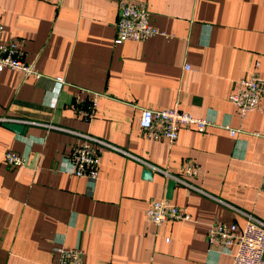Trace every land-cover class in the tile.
Returning a JSON list of instances; mask_svg holds the SVG:
<instances>
[{
	"label": "crops",
	"instance_id": "0c3cea01",
	"mask_svg": "<svg viewBox=\"0 0 264 264\" xmlns=\"http://www.w3.org/2000/svg\"><path fill=\"white\" fill-rule=\"evenodd\" d=\"M119 1L0 0L2 40H17L41 74L0 70V264H55L59 241L84 264H230L206 243L209 224L264 222V97L242 119L227 100L238 78L264 79V0H123L144 2L168 37L115 44ZM80 89L97 94L89 122L71 110L85 103ZM175 103L213 124L179 128L170 145L148 138L140 111ZM78 134L115 148L101 149L91 187L66 171ZM5 150L24 165H7ZM186 161L195 178L175 173ZM168 175L179 181L167 200L189 219L155 226L144 210L165 198Z\"/></svg>",
	"mask_w": 264,
	"mask_h": 264
},
{
	"label": "built area",
	"instance_id": "2783aa9c",
	"mask_svg": "<svg viewBox=\"0 0 264 264\" xmlns=\"http://www.w3.org/2000/svg\"><path fill=\"white\" fill-rule=\"evenodd\" d=\"M114 29L115 44L126 40L140 42L156 35L168 37L149 22L144 2L119 1ZM2 33L0 24V70L7 68L20 72L24 77L38 79L41 74L33 62L23 60L20 43L15 39L3 41ZM184 69H188V66L184 65ZM55 81L58 85L63 82L61 77H56ZM79 93L86 95L85 103L78 98L71 106V110L76 118L89 122L95 115L97 94L83 89H80ZM263 97L264 79L250 74L235 80L227 100L235 107L238 117L242 119L248 112L260 109V101ZM213 122V118L210 117H194L180 110L175 103L172 107L161 110L142 109L138 127L151 140L161 139L170 145L175 141L179 128L192 125L202 131ZM223 127L230 136H234L238 131L228 125ZM78 135L83 138V141L73 146L65 158L66 171L78 178H84L91 187L98 175L101 149L115 148L94 136ZM3 160L10 166L24 165V159L10 150L3 152ZM199 171L200 168L196 163L186 161L175 173L186 178H195ZM168 176L172 180L179 181L176 175ZM144 217L146 221L159 226L168 220H188L189 214L183 208L169 203L167 199L160 198L149 200L144 210ZM205 240L209 246L218 247L220 252L230 255V264H264V222L252 215L245 214V221L240 229L234 223L209 224L205 231ZM59 243L56 248H53L56 256L55 264H84L82 251L77 245L67 248L63 246L62 241Z\"/></svg>",
	"mask_w": 264,
	"mask_h": 264
},
{
	"label": "water",
	"instance_id": "95a60500",
	"mask_svg": "<svg viewBox=\"0 0 264 264\" xmlns=\"http://www.w3.org/2000/svg\"><path fill=\"white\" fill-rule=\"evenodd\" d=\"M5 127H7L8 129L16 132V133H20V134H24L25 133V127L23 124L18 123V122H8V123H4L3 124ZM142 177L145 179H149L150 178V171L148 169H142ZM174 187V181L172 179H168L166 181V188H165V195L164 197L166 199L170 198L171 195V191L172 188ZM263 258H264V250H263Z\"/></svg>",
	"mask_w": 264,
	"mask_h": 264
}]
</instances>
